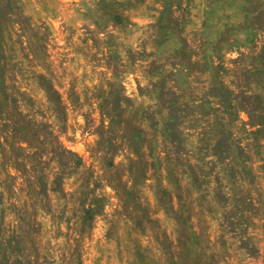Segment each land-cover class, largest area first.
Returning <instances> with one entry per match:
<instances>
[{
    "label": "rangeland",
    "instance_id": "rangeland-1",
    "mask_svg": "<svg viewBox=\"0 0 264 264\" xmlns=\"http://www.w3.org/2000/svg\"><path fill=\"white\" fill-rule=\"evenodd\" d=\"M99 1L0 0V264H264V0Z\"/></svg>",
    "mask_w": 264,
    "mask_h": 264
},
{
    "label": "trees",
    "instance_id": "trees-1",
    "mask_svg": "<svg viewBox=\"0 0 264 264\" xmlns=\"http://www.w3.org/2000/svg\"><path fill=\"white\" fill-rule=\"evenodd\" d=\"M110 1L111 2L113 1L114 2L115 0H100L99 2L109 3ZM172 12H174V11L172 10ZM172 12H170V14H169L170 17H171V19L173 18ZM160 13L162 15L163 11H161ZM112 16H113L112 17V20H113V22L115 24H119L120 22H122L121 20L123 19V15L121 14V12H119V11L116 10L113 13ZM127 23L129 25L132 24L131 21H127ZM157 23H160V20ZM157 23L151 24L150 27H149L150 30H151V32L149 33V37H151V38L152 37H156V30H157V28L162 29V26H159ZM171 23H172V21L169 22V24H171ZM165 29L167 30L169 28L166 27ZM113 36L114 35H111L110 34V37L111 38H113ZM124 51H125V55L127 56V58L129 60H131V62H132L134 55H137V54L138 55L145 54L146 48L142 45L141 46V49H139V50H135V49H132V48H127V49H124ZM154 62H155V60L151 61L150 63H142L141 64V67H142L141 72L144 73L145 75H154L153 72H155L157 70H158V73L159 72H162L163 69H159V66H152V63H154ZM113 72H114V75L112 77H109V80H111V82L115 81L116 78H117V76H121V74L123 75V74L129 72V69H127V67L125 65V66H122V69L121 70L113 69Z\"/></svg>",
    "mask_w": 264,
    "mask_h": 264
}]
</instances>
